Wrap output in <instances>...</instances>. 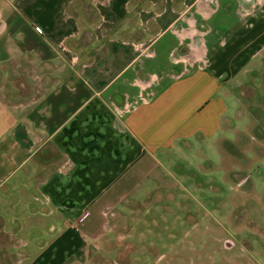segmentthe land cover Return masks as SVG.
I'll return each mask as SVG.
<instances>
[{
  "label": "crops",
  "instance_id": "0c3cea01",
  "mask_svg": "<svg viewBox=\"0 0 264 264\" xmlns=\"http://www.w3.org/2000/svg\"><path fill=\"white\" fill-rule=\"evenodd\" d=\"M258 104L264 0H0V264L120 257L195 158L248 164Z\"/></svg>",
  "mask_w": 264,
  "mask_h": 264
},
{
  "label": "rangeland",
  "instance_id": "374dc122",
  "mask_svg": "<svg viewBox=\"0 0 264 264\" xmlns=\"http://www.w3.org/2000/svg\"><path fill=\"white\" fill-rule=\"evenodd\" d=\"M258 105L252 114L256 123L247 109L235 119L237 130L246 134L248 128L252 134L245 153L248 164L240 168L235 161L233 170L226 174L220 168L211 170L204 159L195 158V164L202 166L190 171L191 179L178 183L175 202L137 206L131 221L132 248L124 250L122 246L120 257L107 254L108 264H248L261 259L252 246L261 238L242 236L244 233L238 236L233 221H229L234 215L238 219L235 229L245 227L251 234L264 236V158L254 152L262 142L251 139L263 137L260 129L264 127V108ZM255 128L258 129L254 131ZM227 241L233 246L227 248ZM244 245L250 246L248 250L242 251ZM233 251L235 258H231Z\"/></svg>",
  "mask_w": 264,
  "mask_h": 264
},
{
  "label": "water",
  "instance_id": "95a60500",
  "mask_svg": "<svg viewBox=\"0 0 264 264\" xmlns=\"http://www.w3.org/2000/svg\"><path fill=\"white\" fill-rule=\"evenodd\" d=\"M225 246H226L227 248H230V247L233 246V244H232L231 241H227L226 244H225Z\"/></svg>",
  "mask_w": 264,
  "mask_h": 264
}]
</instances>
